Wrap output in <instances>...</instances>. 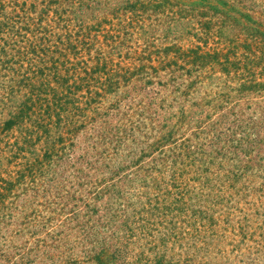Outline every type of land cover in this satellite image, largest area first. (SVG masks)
I'll return each mask as SVG.
<instances>
[{"label": "rangeland", "instance_id": "obj_1", "mask_svg": "<svg viewBox=\"0 0 264 264\" xmlns=\"http://www.w3.org/2000/svg\"><path fill=\"white\" fill-rule=\"evenodd\" d=\"M0 19L27 28L16 67L59 62L95 91L25 139L0 80V264H264V89L187 62L264 47V0H0Z\"/></svg>", "mask_w": 264, "mask_h": 264}, {"label": "trees", "instance_id": "obj_2", "mask_svg": "<svg viewBox=\"0 0 264 264\" xmlns=\"http://www.w3.org/2000/svg\"><path fill=\"white\" fill-rule=\"evenodd\" d=\"M15 25L17 24L10 25L8 20L0 19V41L2 42V44L0 45V70H5L9 73L7 76H2V71H0V80L2 83L7 82L8 84L6 86L12 89V92H14L13 90L16 86L18 89H20L21 92L24 89L25 90L23 91V93H18L17 91H15L16 95L19 96L16 102H14L15 100H12L11 98V100L13 101H11L13 108L12 110H10L9 118L3 124V129L10 130L15 126H25V139H28V135L39 133L40 131H43V133L48 135L51 130L50 127L55 123L54 118L57 121L55 124L60 125V122L63 119L68 121L67 118H69V116L71 115V110L74 109L75 112L81 111V104L86 103L88 105V99L85 102H82V100L80 99V95L77 94L82 87H86L88 89V93L91 95L95 92L94 90H92V84L89 82V80L92 79V76L89 75L87 77H81L79 79L81 81V84L77 83L76 81L72 84V82H70V79L76 76V72L72 73L69 71L70 69L62 72L61 68H59V62H53L52 64H50V62L48 64L46 59L43 57V62H39L40 65L37 64L36 60H34L32 61L30 67L27 69L23 70L21 67H16L15 64L18 62H14L13 60H11V58L13 57V59L16 58L14 54H11L12 49L10 45L12 42H14V40L23 42L22 40L26 37L22 32H27V28L20 26L15 28ZM39 29L40 26L36 28V31L38 32ZM33 47L34 48L30 52L36 54L37 52L42 53L43 56L45 55L47 57V51L44 49L45 47L42 48V46L39 47V45H35ZM238 48L239 47L234 50L233 47V49L228 53H223L220 50L211 53L201 52V48L191 49L190 53H192L193 56L188 55L187 62L190 63L193 67L218 65L221 67L222 71L227 72V74L235 72L237 76H239L240 80H242V83L240 84V87L238 89L239 95L245 92L247 93L250 91L263 90L264 52L261 56H258L257 52L261 51V49H263L264 47H260L258 43H254L250 47L252 50H250V48L248 50L244 48L241 53ZM26 53H28V51H26ZM184 56L186 55L184 54ZM12 62L15 66H13ZM258 69H261L259 73ZM180 109L181 119H187L188 114H186V110L183 109L182 105ZM200 110L205 111L204 108H201ZM195 111H199V109H196ZM29 124H31L33 128L29 129ZM171 133L172 130L170 131V134ZM167 138H169V136L166 137L165 135L164 139ZM159 142L163 143V141L160 140ZM153 146L154 145H149L148 147H150V149H158L159 147V145L156 148H154ZM183 147L187 148V150L190 149V145H184ZM47 150L49 154L54 155V152L56 151L55 143H50L49 145L47 144ZM176 179H178L177 176L175 177V181ZM165 194L168 196L169 201L170 196H172L174 192L168 189ZM1 196H4L3 193H0V197ZM177 202L178 199L177 197H175L171 200L169 205L173 206ZM150 205L151 207H155V205ZM163 206L165 205H161L162 210ZM110 219L111 218H109V220ZM144 223H146V231L151 228V226L148 227L149 225L156 224L151 223L150 219L147 218L144 219ZM128 226L129 231H131L132 229L130 224H128ZM107 251L108 249L104 248L102 253L98 254L97 252V254L99 255L98 260L100 259L99 262H108Z\"/></svg>", "mask_w": 264, "mask_h": 264}]
</instances>
